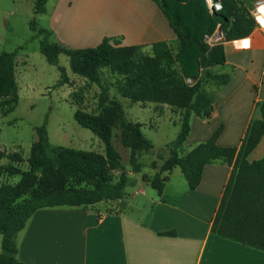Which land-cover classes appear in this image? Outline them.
I'll return each mask as SVG.
<instances>
[{"label":"trees","instance_id":"obj_1","mask_svg":"<svg viewBox=\"0 0 264 264\" xmlns=\"http://www.w3.org/2000/svg\"><path fill=\"white\" fill-rule=\"evenodd\" d=\"M155 1L180 44L174 57L165 42L154 43L151 55L138 52L137 46L117 47L113 38L104 39L99 45L85 49H71L50 40L52 32L41 28L37 16L47 12L48 0H37L34 17L29 22L31 30L42 36L40 51L47 62L60 72L58 85L68 81L65 67L59 64L60 55H66L75 74L99 82L97 72L101 67H119L127 82V96L133 102L149 101L168 104L184 110L181 131L172 143L170 156L154 176L142 175L162 196L168 175L179 167L191 189L201 183L204 167L216 161L234 164L230 180L213 221L211 231L216 235L264 251V156L255 161L248 157L264 136V101L257 108L261 118L254 120L237 148L218 145L222 132L219 128L206 142L195 146L187 155L180 149L191 132V118L210 119L214 109V94L203 88V83L213 81L217 87L229 83V74H214L212 69L226 64L222 44L211 46L205 40L218 26L225 41L248 37L254 30V22L241 10L242 0H220L222 9L211 13L207 0H153ZM148 45H145L147 47ZM18 51L0 53V96L11 94L13 103L18 101L15 68ZM193 80V85L186 80ZM123 126V143L130 148V167L140 174L143 164L140 158L150 154L153 145L141 133L139 126L125 122L120 109ZM78 121L99 132L107 147V156L115 170L122 173L114 182L107 174L105 162L91 154H80L65 148L53 147L46 122L36 128L37 141L31 147L27 171L15 170L0 165L12 176H20L19 182L0 188V236L2 248L0 264H23L17 257V236L33 215L41 209L89 208L101 202H111L125 196L128 184L126 165L119 161L117 152L110 143L108 128L113 125L108 112L93 118L77 115ZM3 158L0 152V160ZM108 161V162H109ZM72 179L90 183L91 189L63 188L60 182ZM31 194L30 198L23 200ZM176 236V232H165Z\"/></svg>","mask_w":264,"mask_h":264},{"label":"crops","instance_id":"obj_2","mask_svg":"<svg viewBox=\"0 0 264 264\" xmlns=\"http://www.w3.org/2000/svg\"><path fill=\"white\" fill-rule=\"evenodd\" d=\"M26 2L0 0V25L6 32L25 25ZM98 5L112 7L104 33L99 35L86 22L82 30L75 29L81 44L99 40V45L104 36L121 38L127 46L176 39L153 0H56L51 24H61L68 34L77 28L68 17L74 8L91 10ZM33 33L41 41L42 36ZM8 38L0 35V49L1 45L8 48ZM224 48L226 64L221 70L230 75V81L216 87L210 119L192 116L191 132L184 143L187 153L219 128L218 145L239 150L251 123L261 118L257 105L264 101V36L257 33L228 42ZM263 156L264 136L248 159L252 162ZM233 168V163L223 161L208 164L199 186L191 189L177 167L168 175L163 195L151 197L148 203L145 196L155 194L141 177L136 189L117 201L86 209L38 210L17 236V257L23 264H264V251L211 231ZM134 175L129 176L128 184ZM123 204L127 209H121ZM172 231L176 236L163 235ZM1 248L0 236V253Z\"/></svg>","mask_w":264,"mask_h":264},{"label":"rangeland","instance_id":"obj_3","mask_svg":"<svg viewBox=\"0 0 264 264\" xmlns=\"http://www.w3.org/2000/svg\"><path fill=\"white\" fill-rule=\"evenodd\" d=\"M36 1L27 0L25 3L27 17V19L24 18L25 25L17 27L18 29L15 30L12 29L9 33L6 32L4 26L0 25V33H2L0 35L9 37L6 43L8 48L1 45L0 53L18 51L14 75L18 101L13 103L11 94L0 96V152L3 156L0 165L27 171L31 147L38 139L36 128L46 122L50 143L53 147H61L80 154H91L98 157L105 162L107 174L112 177L114 182H118L122 173L115 170L110 164L107 147L100 137L101 134L82 125L77 118L79 114L97 118L103 112H108V119L113 123L108 128L110 143L117 152L119 161L126 165L125 175L129 179V176L134 173L129 162L130 148L124 145L122 139L124 130L120 117L121 109L123 120L138 125L143 136L153 145L150 154L140 158V163L143 164L142 172L129 180L126 192L134 191L143 174L155 175L170 156L172 143L181 131L184 110L168 104L149 101L133 102L127 96V82L119 67L99 68L97 72L99 82H92L87 77L72 71L69 58L66 55H60L59 64L65 67L68 81L62 86L58 85L60 72L56 66L47 62L40 51V39H34V33L29 27V22L34 17L32 11ZM209 2L210 0H207L210 9ZM219 2L221 4L220 0ZM261 3L258 0L240 1L241 10L239 13H244L248 18H251L255 25L252 33L243 39L251 38L257 33L264 36V26H261L256 19V8ZM55 6L56 0H48L47 13L37 16V22L41 28L54 31L50 37L51 41L71 49L92 48V46L98 45L99 40L95 44H81L75 29L82 30L84 28L82 25L84 26L87 24L86 22H89L92 30H96L100 35V32L105 29L104 24L108 16L112 13L110 5H98L91 10L74 8L68 17L69 22L72 21L75 25L77 24V28H74L72 32L68 31V34L61 24H54L53 26L51 24ZM24 30L27 31V34ZM215 32L220 34V38L215 43L210 44L211 46L218 44L224 46L231 42L225 41L220 25ZM106 38L111 37L104 36V39ZM115 42L119 43L117 47L127 46L121 38H113L112 44ZM165 43L169 51L176 57L180 48L179 42L175 39L170 42L165 41ZM151 45L148 44L147 47L144 45L133 46L140 48L138 52L151 55L153 52ZM212 72L223 74L221 67H215ZM186 84L192 86L194 83L193 80L187 79ZM216 87V83L213 81L203 83V88L210 94L214 93ZM180 151V155L185 156L188 151L187 146L184 145ZM20 178V176H12L2 169L0 170V188L14 186ZM60 185L66 189H91L94 187L93 184L72 179L62 180ZM148 189L155 195L148 194L145 196L144 202L147 203L151 197L155 198L158 194L151 187ZM30 196L31 194H28L23 200L30 198ZM122 207L127 209L126 204H123L121 209ZM133 208L130 206V209Z\"/></svg>","mask_w":264,"mask_h":264},{"label":"built area","instance_id":"obj_4","mask_svg":"<svg viewBox=\"0 0 264 264\" xmlns=\"http://www.w3.org/2000/svg\"><path fill=\"white\" fill-rule=\"evenodd\" d=\"M210 10L213 13L214 11H220L222 9V5L218 1L217 3H214L213 0H210L209 2ZM220 38V34L215 32L212 35H206L205 40L208 44L215 43Z\"/></svg>","mask_w":264,"mask_h":264},{"label":"bare ground","instance_id":"obj_5","mask_svg":"<svg viewBox=\"0 0 264 264\" xmlns=\"http://www.w3.org/2000/svg\"><path fill=\"white\" fill-rule=\"evenodd\" d=\"M256 19L261 24V26H264V3H261L257 6Z\"/></svg>","mask_w":264,"mask_h":264},{"label":"water","instance_id":"obj_6","mask_svg":"<svg viewBox=\"0 0 264 264\" xmlns=\"http://www.w3.org/2000/svg\"><path fill=\"white\" fill-rule=\"evenodd\" d=\"M219 0H213L214 3H217Z\"/></svg>","mask_w":264,"mask_h":264}]
</instances>
